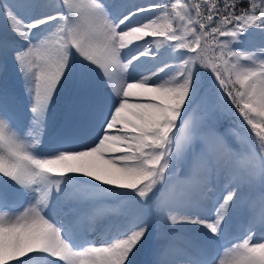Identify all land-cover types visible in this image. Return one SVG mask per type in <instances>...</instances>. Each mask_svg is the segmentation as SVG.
<instances>
[{
	"label": "snow or ice",
	"instance_id": "snow-or-ice-1",
	"mask_svg": "<svg viewBox=\"0 0 264 264\" xmlns=\"http://www.w3.org/2000/svg\"><path fill=\"white\" fill-rule=\"evenodd\" d=\"M18 6L0 0L16 44L0 49L23 80L30 123L18 128L0 98V264H136L152 212L173 230L199 226L219 245L181 258L165 245L154 264H264V236L256 238L258 226L264 231V0H165L118 15L104 0H58L55 11L27 21ZM257 37L259 45L244 47ZM153 44L157 50L166 44L172 51L159 56L178 63L130 74L141 58H156ZM77 74L84 83L99 75L104 89L89 98L76 131L45 151L53 98ZM205 75L244 128L242 146L194 113ZM181 162L188 169L183 177ZM214 176L224 180L219 195ZM255 185L259 196L249 200L241 235L233 236L232 214L245 187ZM90 190L137 209L127 227L104 241L90 239L86 228L78 234L74 220L55 214L61 201L78 206ZM13 196L23 197V205ZM207 204L210 216L199 211Z\"/></svg>",
	"mask_w": 264,
	"mask_h": 264
},
{
	"label": "rangeland",
	"instance_id": "rangeland-1",
	"mask_svg": "<svg viewBox=\"0 0 264 264\" xmlns=\"http://www.w3.org/2000/svg\"><path fill=\"white\" fill-rule=\"evenodd\" d=\"M57 1L58 0H9V2H15L19 5L17 11L19 15L23 17L24 20L26 19V21L32 19L33 17L44 15L51 11H55L56 9L54 5L57 4ZM120 1L121 0H114L113 2L118 3ZM164 1L165 0H129V4H127V8L134 4L162 3ZM121 2L124 5H126L125 0ZM104 3L107 6L108 5L110 6L108 10L111 13L113 10L112 9L113 3L110 5V0H104ZM119 7H120L119 9H121V7L123 6L121 5ZM114 13H117V11L116 12L113 11V13L111 14L113 15ZM151 39L152 38H150V40ZM0 42H1L0 44H3L4 47L7 48L8 50H11L16 46L15 41L13 39V34L10 31L9 25L6 22V17L2 13H0ZM260 43L261 41L259 37H257L254 41H250L246 45H244V47L259 45ZM132 46H135V43ZM234 47H237V45H234ZM152 49L153 52L156 53L155 64L160 65L165 61L170 65H175L178 63L176 59H172L167 55L163 57L159 56L158 54L159 52H166V51L168 52L166 44L162 45L158 50L156 49V45L153 44ZM180 51L182 50H177V52ZM176 54L177 53H173V56H175ZM2 57H4V51L0 53V72L2 71V73H0V81L4 85L8 83L14 85V91L13 92L9 91L8 93H6L8 95V101L9 102L12 101L13 104V97L19 94L20 97L26 100L25 104L28 110L30 100L25 92L23 80L21 79L18 73V70L13 62V59L11 55H6V57L9 58V61L12 64V68L15 72V79L10 78L8 76L6 69L5 71L2 69V63H1ZM168 71H171V69H169ZM69 88H72L74 90L71 89V91L68 92ZM103 89H104V83L99 75H94L88 80L87 83L82 82L79 74L75 75L71 80L64 82L63 88L59 89L58 94L54 96L53 102L50 106V110L48 113L49 121L55 122V125L50 128L49 127L43 128L42 146L45 151L48 150V147L50 145L60 142L66 136L72 134L75 131V129L79 125V117L82 116L81 114L82 111L86 109V105L89 98L96 92L103 91ZM198 93H201L200 94L201 98H198L199 96ZM194 105L196 109L195 114L197 116L205 115L208 122L214 124L215 127L220 132L226 134L229 143H231L233 147H240L243 145L244 134L238 133L230 128H226L221 131L220 127L221 124L224 122L225 118L228 115L230 117L233 115L226 106H221V104L219 103L214 85L212 84L209 75H205L201 78L200 88L197 90V97ZM5 106H7V104ZM16 106L17 105H15L14 107L13 105V109L15 112H18L19 107L17 106L16 108ZM57 111H59V117H57L58 119H56L55 117L52 118L51 114L53 113L55 114V112ZM23 119H25V115L23 116ZM13 120L15 123H17L16 118H13ZM28 124L29 123H26V125ZM59 127H60L59 131L56 132ZM24 128H26V126L23 125L21 129ZM183 174L184 171L179 167L178 175L180 177H183ZM83 178L89 179L86 177L79 176L77 174V179H83ZM92 183H98V182L92 181ZM213 184L217 186V188L219 189V181H216L215 176L213 177ZM100 187L106 188L109 186L100 184ZM258 188L259 185H255L251 188L245 187L244 189L245 195L241 203V208L232 214L229 229H232L240 224V222L238 221L239 219H237V217L236 218L234 217L237 216L238 214L237 212H241V210H243L245 206L248 207V202L250 199L259 196L260 188L259 189ZM222 190L223 187L221 189V192ZM254 190H259V191L254 197L250 198L249 193L253 192ZM89 193L93 194V192H89ZM95 195L98 196L96 192ZM14 197L15 196H13L12 199ZM113 198H118V200L111 201L101 208L102 214L96 220V224L101 223V221L103 222L110 220L114 222L116 220H119V223L117 224L119 225L120 223L125 222V218H128L127 221V226H128L129 222L134 218L137 212L135 205L131 201L121 200L119 197L112 195H107V196L103 195L101 198H99V200L113 199ZM64 203L66 206H71L67 200H63L59 204H64ZM79 205L76 207H79ZM132 208H134L135 211L130 216H128L127 213L131 211ZM193 211L196 210L194 209ZM199 211L203 215H208V216L212 215L211 204H207L204 208L199 209ZM247 212L248 211H246L244 214H246ZM151 223H152L151 232L148 235L147 239L143 242V246L140 248V251L136 253V257H135L136 264H141L142 262H146V263L148 262L149 264H154V261L157 259L158 251L165 245H169V244L171 245V252L173 258H177V256L178 258H181L183 254L184 255L191 254L197 250L204 251L202 245H200L201 243L207 246L210 245V243L207 240H205V238H200V236H202L203 232L206 230L200 228L199 226H194L189 224L186 225L185 228H183L180 227L179 225H176L175 230H173V227L166 222L163 215L157 214L155 212L151 213ZM178 227L180 229H177ZM121 228L123 229V225L118 227L117 229L120 231ZM87 232L90 234V236H97L100 234L106 235V230L96 226H93L91 231H89L88 229ZM172 232L178 233L180 234V236L172 235L173 234ZM168 233L169 236L167 237Z\"/></svg>",
	"mask_w": 264,
	"mask_h": 264
},
{
	"label": "bare ground",
	"instance_id": "bare-ground-1",
	"mask_svg": "<svg viewBox=\"0 0 264 264\" xmlns=\"http://www.w3.org/2000/svg\"><path fill=\"white\" fill-rule=\"evenodd\" d=\"M113 1L114 0H110V5L113 3ZM108 7V9L110 8V6L108 5L107 6ZM113 9V8H112ZM111 10V9H110ZM113 11V10H112ZM31 20V19H30ZM25 21H26V19H25ZM148 40H150V37L149 38H147ZM15 45V44H14ZM133 45V44H132ZM132 45H130L129 47H131ZM128 48H126V49H124L123 50V53L124 54H126L125 53V51L127 50ZM155 51V50H154ZM132 68H130V74H132ZM84 179V178H83ZM219 179H223V178H219ZM215 184V183H214ZM223 186H224V184H223ZM259 189V188H258ZM258 191L259 190H254L253 192H251V193H249L250 195V198H252V197H254L257 193H258ZM250 192V191H249ZM244 195H245V190H244ZM103 200H105V199H103ZM244 204V203H243ZM246 204V203H245ZM237 213H239V212H237ZM65 216V213H62L61 214V216L60 217H64ZM119 221V220H118ZM115 222V221H114ZM180 227H183V228H185L186 227V225H180V224H178ZM102 227H104L103 225H100V228H102ZM182 228V229H183ZM103 229V228H102ZM177 229H180L179 227L177 228ZM187 229V228H186ZM194 229V228H193ZM192 229V230H193ZM92 229H90V231H91ZM184 230V229H183ZM180 231V230H179ZM171 233V232H170ZM193 234V233H192ZM191 234V235H192ZM173 235V234H172ZM183 235V234H182ZM187 236H188V234H187ZM262 236H264V231H261L260 229H259V227H257V230H256V238L257 239H259V238H261ZM96 236H94V238H95ZM186 237V236H185ZM199 237V236H198ZM200 238H204L203 237V235L202 236H200ZM173 240H174V238H173ZM206 240V239H205ZM173 244V243H172ZM174 246V245H173ZM180 253V252H179ZM181 253H183V252H181ZM184 255V254H183ZM181 256V255H180ZM176 257V256H175ZM177 258H178V256H177Z\"/></svg>",
	"mask_w": 264,
	"mask_h": 264
},
{
	"label": "trees",
	"instance_id": "trees-1",
	"mask_svg": "<svg viewBox=\"0 0 264 264\" xmlns=\"http://www.w3.org/2000/svg\"><path fill=\"white\" fill-rule=\"evenodd\" d=\"M212 81V80H211ZM198 95L200 96V93H198ZM198 98H201V96ZM193 110H194V113L196 112V109H195V105H193ZM225 127H231L235 130H237L238 132H241V133H244V128L240 125V122L233 116H227L224 120V122L221 124V129H224ZM245 134V133H244ZM180 165H183L185 167V163L184 162H181Z\"/></svg>",
	"mask_w": 264,
	"mask_h": 264
}]
</instances>
